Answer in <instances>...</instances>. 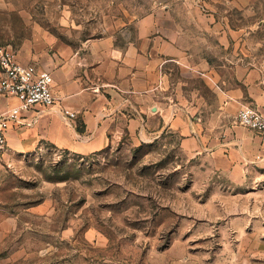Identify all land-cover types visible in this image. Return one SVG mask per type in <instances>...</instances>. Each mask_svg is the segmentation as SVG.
I'll return each mask as SVG.
<instances>
[{"label":"rangeland","instance_id":"374dc122","mask_svg":"<svg viewBox=\"0 0 264 264\" xmlns=\"http://www.w3.org/2000/svg\"><path fill=\"white\" fill-rule=\"evenodd\" d=\"M189 2L0 0V46L18 53L48 34L71 50L102 37L125 45L141 19ZM261 213L250 189L173 133L89 156L48 145L0 156V264H264Z\"/></svg>","mask_w":264,"mask_h":264},{"label":"crops","instance_id":"0c3cea01","mask_svg":"<svg viewBox=\"0 0 264 264\" xmlns=\"http://www.w3.org/2000/svg\"><path fill=\"white\" fill-rule=\"evenodd\" d=\"M198 2L161 6V21L141 19L138 41L125 45L102 37L71 50L52 34L23 45L19 61L53 75L57 100L9 123L3 155L48 145L89 156L173 133L185 153L264 202V140L237 120L246 106L264 113V0ZM19 103L0 97V112Z\"/></svg>","mask_w":264,"mask_h":264},{"label":"built area","instance_id":"2783aa9c","mask_svg":"<svg viewBox=\"0 0 264 264\" xmlns=\"http://www.w3.org/2000/svg\"><path fill=\"white\" fill-rule=\"evenodd\" d=\"M0 97H15L19 105L8 111L0 112V155L8 151L5 130L9 123L16 122L20 114L41 104L53 106L56 97L53 92V75L22 64L15 50L0 46ZM264 85V80H263ZM64 115L73 120L77 115L64 110ZM238 122L258 134L264 140V113L253 107H243L237 116Z\"/></svg>","mask_w":264,"mask_h":264}]
</instances>
